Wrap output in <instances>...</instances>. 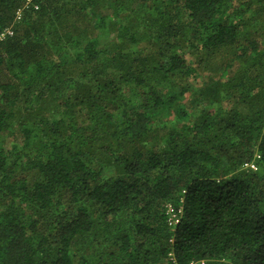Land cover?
Here are the masks:
<instances>
[{
  "label": "trees",
  "instance_id": "1",
  "mask_svg": "<svg viewBox=\"0 0 264 264\" xmlns=\"http://www.w3.org/2000/svg\"><path fill=\"white\" fill-rule=\"evenodd\" d=\"M24 1L0 264H264V0Z\"/></svg>",
  "mask_w": 264,
  "mask_h": 264
},
{
  "label": "built area",
  "instance_id": "2",
  "mask_svg": "<svg viewBox=\"0 0 264 264\" xmlns=\"http://www.w3.org/2000/svg\"><path fill=\"white\" fill-rule=\"evenodd\" d=\"M40 1L41 0H25L22 8H20L16 13V20H18L20 18L22 11H24L25 9L37 10L38 9V3ZM12 34H13V32L10 28L0 32V43L2 41H4L8 36H12ZM245 168H247L249 170H256L257 169L254 163L246 164ZM177 223H178L177 220H172L170 222V225L175 226Z\"/></svg>",
  "mask_w": 264,
  "mask_h": 264
}]
</instances>
